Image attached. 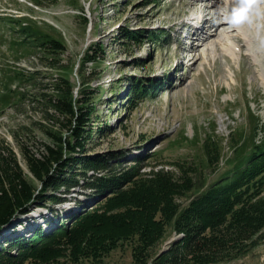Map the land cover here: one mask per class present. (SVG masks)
I'll use <instances>...</instances> for the list:
<instances>
[{"label":"rangeland","instance_id":"rangeland-1","mask_svg":"<svg viewBox=\"0 0 264 264\" xmlns=\"http://www.w3.org/2000/svg\"><path fill=\"white\" fill-rule=\"evenodd\" d=\"M217 1L210 5L205 0H0V90L4 71L19 69L32 73L36 80L34 86L20 85L26 94L24 101L0 106V154L13 152L28 180L41 188L28 170L24 152L39 158L45 146L52 144L47 130L57 125L45 117L52 111H47L44 101L53 93L51 85L58 73L47 66L55 62L52 57L46 58L41 49L34 48L35 39L23 35L21 25L11 26L10 19L17 22L23 17L65 45L64 53L54 59L62 66L60 73L78 87L82 83L78 71L89 48L99 45L104 52L105 59L98 67H86L96 93L92 101L94 136L86 147L87 155H114L119 158L115 162L127 166L141 158L146 172L164 168L176 178L218 179L227 168L222 162L208 168L204 165L202 146L208 136L215 135L229 157V141L238 139L235 134L241 130L248 137L254 134L252 114L259 117L264 129V5H254L256 10L249 7L259 20L249 15L247 25L245 20L236 27L225 22L219 31L210 28L205 41L196 40L200 46L192 45L190 52L180 49L181 40L190 33L185 23L190 17L197 20L202 15L199 12L205 14L204 7L212 8L206 13L213 15ZM36 2L41 5L36 6ZM222 8L217 7V12L224 13ZM22 21L27 22L26 27H34V22ZM123 28L144 31L145 37L137 43L127 41L121 34ZM239 34L246 36L241 39ZM194 38L187 41L191 43ZM21 39L31 43L30 57L20 56L23 47L13 45ZM136 83L148 90L139 99L128 97V90ZM263 138L262 130L257 140ZM79 192L77 189L67 195V202L58 206V211L76 209L74 197L84 200V196L76 195ZM42 214L51 217L40 208L22 217L25 225L17 227L19 233L28 235L32 226L43 225ZM166 236L150 256L163 253L180 238L172 225L167 227ZM138 244V236L123 241L100 262L60 259L49 264H137L134 250ZM152 261L149 259L148 264ZM242 263L264 264V243Z\"/></svg>","mask_w":264,"mask_h":264},{"label":"trees","instance_id":"trees-1","mask_svg":"<svg viewBox=\"0 0 264 264\" xmlns=\"http://www.w3.org/2000/svg\"><path fill=\"white\" fill-rule=\"evenodd\" d=\"M81 13L88 25L86 13ZM19 18L17 22L10 19L11 26L21 25L22 34L35 39L34 48L55 61L47 65L58 75L51 85L53 93L44 96V103L47 111H52L45 117L57 126L47 130L52 144L45 146L42 156L24 152L28 170L40 189L28 180L13 152L0 154V264H49L60 259L100 262L121 242L137 236V264H148L151 258V264H244L242 260L264 243V138L257 140L264 129L259 117L250 116L253 135L248 137L241 130L235 134L238 139L229 141V157L215 135L203 142L206 168L219 162L227 168L212 181L176 178L164 168L146 172L141 158L127 166L115 162L119 158L114 155L89 156L86 147L94 136L92 101L96 93L86 67H98L104 61L101 46L92 45L82 60L78 87L60 73L62 66L54 59L64 53L65 45L35 28L36 22ZM24 19L34 22V27H26ZM121 34L136 43L145 37L144 31L128 28ZM29 44L22 39L13 42L23 47L18 54L25 57L31 55ZM2 76L1 107L24 101L21 86L36 82L32 73L19 69L4 71ZM146 89L136 83L128 90V97H144ZM77 189L80 192L76 195L84 200L76 196V209L59 212L57 207ZM36 208L46 209L51 217L42 214L43 225L32 226L28 235L20 234L17 227L25 225L22 217ZM170 225L180 238L165 252L150 256L165 241Z\"/></svg>","mask_w":264,"mask_h":264},{"label":"bare ground","instance_id":"bare-ground-1","mask_svg":"<svg viewBox=\"0 0 264 264\" xmlns=\"http://www.w3.org/2000/svg\"><path fill=\"white\" fill-rule=\"evenodd\" d=\"M202 1V0H201ZM205 1H208V3L211 5L212 4V2L214 1V0H205ZM216 2L218 3V1L216 0ZM240 2V1H239ZM263 3V1L262 0H260V2H254V3H252L250 6L252 7V8H254V5H257V4H262ZM192 4H196V3H192ZM227 3H226V1L225 0H220L219 1V5H217V6H215V10L216 11H214V14L212 15V14H207V13H210V12H212V8H210V7H204V8H206L207 10H206V12H205V14H204V12H199V10H198V12H199V14L201 13L202 15H198L197 16V20H195V18L194 19H191V20H193V21H195L196 22V26H191V27H189L188 26V22H186L185 24H186V26H188V29H190V33L188 34V36H185L184 37V39H182L181 41V43H180V49L183 47L184 48V50H186V52H190L192 49V45H195V44H197L196 43V40H199L200 42H202V41H205L204 39L206 38V34H208V32H212L211 30H210V28L212 29L213 27L214 28H216V31H219L220 29H223V25L222 24H224L225 22H217V21H220V20H222V18H223V16L224 15H226L225 13H219V12H217V7H224L225 5H226ZM208 6V5H207ZM249 6V7H250ZM248 7V9H247V11H246V13H245V15L246 16H248L249 17V15H250V17L253 15V13H252V10H256V8H254V9H251V8H249ZM258 9V8H257ZM259 11H260V9H259ZM250 13V14H249ZM192 16V15H191ZM193 16H194V14H193ZM253 19H255V20H259V16H255V15H253ZM211 22V23H210ZM207 23H209V25L208 26H206V24ZM183 26H184V24H183ZM206 26V27H205ZM185 27V26H184ZM214 28H213V30H214ZM240 31V30H239ZM241 33V32H240ZM211 35V34H210ZM240 35V38L242 39V37H243V35H245V34H239ZM208 36V35H207ZM246 36V35H245ZM244 36V37H245ZM192 37H197V38H194L193 40H191V44H188V41H187V38H189V39H191ZM179 38V37H178ZM240 39V40H241ZM195 40V41H194ZM238 40H239V38H238ZM190 41V40H189ZM194 41V42H193ZM186 44V45H185ZM201 44V43H200ZM200 44H197V46H200ZM245 46V45H244ZM194 49V48H193ZM177 68V67H176Z\"/></svg>","mask_w":264,"mask_h":264},{"label":"clouds","instance_id":"clouds-1","mask_svg":"<svg viewBox=\"0 0 264 264\" xmlns=\"http://www.w3.org/2000/svg\"><path fill=\"white\" fill-rule=\"evenodd\" d=\"M254 2L258 3L260 0H245V2H241L240 0V6L234 7L231 11V15H224L222 20L217 22H227L233 27L239 26L247 19L245 13L248 7Z\"/></svg>","mask_w":264,"mask_h":264},{"label":"snow or ice","instance_id":"snow-or-ice-1","mask_svg":"<svg viewBox=\"0 0 264 264\" xmlns=\"http://www.w3.org/2000/svg\"><path fill=\"white\" fill-rule=\"evenodd\" d=\"M241 2H245V0H241Z\"/></svg>","mask_w":264,"mask_h":264},{"label":"water","instance_id":"water-1","mask_svg":"<svg viewBox=\"0 0 264 264\" xmlns=\"http://www.w3.org/2000/svg\"><path fill=\"white\" fill-rule=\"evenodd\" d=\"M168 249V248H167ZM167 249L163 250V252H165Z\"/></svg>","mask_w":264,"mask_h":264}]
</instances>
